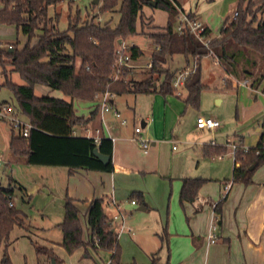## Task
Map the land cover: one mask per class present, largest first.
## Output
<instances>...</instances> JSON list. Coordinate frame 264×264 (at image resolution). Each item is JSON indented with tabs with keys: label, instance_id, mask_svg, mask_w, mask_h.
I'll return each instance as SVG.
<instances>
[{
	"label": "trees",
	"instance_id": "16d2710c",
	"mask_svg": "<svg viewBox=\"0 0 264 264\" xmlns=\"http://www.w3.org/2000/svg\"><path fill=\"white\" fill-rule=\"evenodd\" d=\"M63 0H1L0 24L16 25L28 36V41L21 48L13 45V51L0 48V63L6 80L3 86L12 90L18 103L19 111L31 124L29 133L24 136L20 130H12L10 148L14 154L27 158L28 164L65 166L72 173L74 169L100 170L112 172L113 139L102 137L97 143L94 137L74 135L77 125L87 123L91 118L80 116L74 107L75 99L95 100L98 92L112 90L116 94L127 91L154 93L164 96L175 94L174 79L178 73L167 67L168 58L176 53L194 57L196 70L192 72L185 88V103L198 108L204 85L201 81V59L209 55V49L189 31L180 33L176 29L178 16L184 7L180 0H103L102 12L115 10L120 12L118 22L113 25L112 18L102 22L83 19L77 8L69 15L66 29L58 26V13L50 15L51 7ZM155 2V5L153 4ZM73 4V1H69ZM145 6H152L168 12V21L164 31H154L146 35L152 39L155 48L152 51L150 66L141 80L114 79L116 50L119 39L126 40L138 33L137 23L142 18ZM237 15L227 17L220 30L221 37L212 39L210 47L215 55L230 56L228 49L234 44L248 47L264 56V0H239ZM191 16L196 13L189 12ZM205 33L210 35L206 26ZM37 36L38 41L31 44ZM130 60L143 55V50L136 45H127ZM18 72L25 81L18 84L9 78L6 66ZM89 66V68H87ZM121 75L128 76L131 67L121 66ZM162 77V81L159 79ZM37 85H45L61 91L64 97L37 95ZM259 140L257 146L245 151H235L236 161L232 182H252L255 170L264 164V148ZM110 155L103 163L94 153V149ZM227 151L226 147L216 149L217 154ZM208 179L185 177L181 189V201H194L200 188ZM226 195L215 205L219 214ZM13 201L14 204L10 205ZM143 201V200H141ZM111 199L105 196L93 199L86 211L89 240L83 237L84 228L80 217V208L76 199L66 195L65 213L58 224L63 231L62 246L72 254L81 247L112 251L111 264H120L121 246L112 217L107 212ZM217 213V214H218ZM26 213L15 204L13 188L0 185V249L5 251L0 264H12L6 252L10 233L15 224H21ZM161 240L165 242L164 235ZM39 264H51L55 259L63 261L52 248L35 243ZM88 254V250L85 252ZM156 264V262H155Z\"/></svg>",
	"mask_w": 264,
	"mask_h": 264
},
{
	"label": "rangeland",
	"instance_id": "374dc122",
	"mask_svg": "<svg viewBox=\"0 0 264 264\" xmlns=\"http://www.w3.org/2000/svg\"><path fill=\"white\" fill-rule=\"evenodd\" d=\"M69 1H73V4H69ZM238 1L183 0L184 4L190 7L189 9L198 2L197 6L201 12V18L210 26L213 39L221 36L220 30L224 21L227 16L232 19ZM102 5L103 0H63L60 4L51 7L50 15L57 13L60 15L58 26L62 30L67 28L69 15L74 14L77 8L80 9L83 19L89 18L102 22L112 18V24L115 25L120 18V12L116 9L102 12L100 10ZM156 9V23L161 27L166 26L168 12L160 8ZM152 22L153 19L150 16L142 15L137 23L138 33L125 40V45H136L142 48L144 55L134 62L132 60L129 62L128 66L131 67V72L128 76H122L120 74L121 67H119L113 75L115 80H141L145 77V71L149 65L148 60L155 48L152 39L146 35L154 32L155 27L151 24ZM27 41L28 36L24 34L21 28L18 29L16 25L0 24V43L4 46L1 47L2 49H10V42H13L12 45L16 43L17 47H21ZM35 41L36 37H33L31 44ZM228 54L230 56L226 57L209 54L201 59V81L209 87L203 89L198 108L189 107L184 111L183 99L187 94L185 86L180 88L178 93L166 96L144 92L134 93L133 91L116 94V106L121 113V118L114 117L109 112L107 115L110 114L113 120L107 121V124L111 126L109 127L111 129L109 135L117 139L113 138L114 142L116 141L114 149L116 147L117 155L124 157L127 154L128 157L141 161L150 157L153 150L157 148L159 150L157 162L144 164L148 166L147 168H157L160 172L170 173L172 169L175 171L181 169L186 159L192 156L190 148L199 146L201 142H210L211 139H215L218 144L228 146V154L219 160L222 161L221 164L212 167V163L209 162L210 165L204 164L195 172L214 174V171L218 169L220 176L230 174V166L234 162L232 148L234 143L232 142L235 141L236 144L242 142L245 147L250 148L256 144L260 133L264 132V56L255 50L238 44L231 46L228 49ZM195 66L194 57H186L182 53L170 56L167 62V67L178 72ZM3 68V64L0 63V82L6 80ZM10 68V65L6 66L9 78L18 84H24L25 81L19 73L10 71ZM245 80L249 82L248 86L243 84ZM160 81H162V77L158 83ZM55 91L42 85L36 88L35 93L37 95H51ZM5 100L10 102L9 105L17 115L19 107L14 93L10 88L1 85L0 104ZM97 105L96 100H74L76 113L80 116H88ZM18 115V118L23 122L30 123L29 119L21 112H18ZM148 115L153 118V121L148 126L143 127V121ZM199 115L219 120L221 127L213 131L197 130L195 124ZM123 119L127 120L126 125L121 124ZM106 120H108L107 116ZM100 121L101 119L98 118L95 124L100 125ZM136 127H141L143 129L141 136L150 140L147 153L143 152L135 139ZM151 127L153 136L147 134ZM13 128L17 133L19 128L10 119L0 118V153L3 154L4 158V164L0 166V185L3 188L14 189L17 207L28 215L21 218V224L31 220L35 226L44 228L41 238L47 237L60 241L63 232L58 224L64 218V205L67 187L69 186V177L60 171H67V168L28 164L24 162L22 156L13 154L9 144ZM174 135L179 137L176 150H173L171 143ZM121 136L129 137L130 141L119 140ZM153 141L156 142L155 145L152 144ZM73 182L77 181L72 180ZM169 198L170 195L168 194L167 200ZM136 208L138 207L136 206ZM121 223L122 220L118 219L115 226L118 224L117 228L119 229ZM36 240L39 241L33 236L30 240L27 239L24 244L23 241L19 242L20 248L13 244L8 250L13 253V256H24L27 253L30 257L29 251H34ZM37 243L41 244L40 242ZM65 251L67 252L66 249ZM74 253L67 252V255L72 256ZM25 259L28 260V258H24V261Z\"/></svg>",
	"mask_w": 264,
	"mask_h": 264
},
{
	"label": "crops",
	"instance_id": "0c3cea01",
	"mask_svg": "<svg viewBox=\"0 0 264 264\" xmlns=\"http://www.w3.org/2000/svg\"><path fill=\"white\" fill-rule=\"evenodd\" d=\"M180 2L185 9L190 8L187 4H184L183 0H180ZM197 3L191 7V10L196 11L197 17L202 20ZM156 10V7L145 6L142 14H146L153 19L151 24L155 27L154 31H164L165 26L161 27L155 21ZM203 22L210 28L205 21ZM211 32L210 28L212 38ZM35 37L36 41L33 44L38 41V37ZM123 41L125 42V40ZM1 47L4 46L0 43ZM135 60H132V62ZM150 60L151 57L148 60V67L150 66ZM11 69L12 66L10 71H12ZM4 82L5 80L0 82V86ZM204 85L209 87L207 84ZM245 85L248 86L249 82ZM38 86L42 85H37L36 88ZM154 94L160 93L154 92ZM51 95L69 99L57 90ZM185 99L186 97L183 99L184 111L189 107L193 108V106L185 103ZM218 101L221 100L218 99ZM2 103L10 104L7 100ZM17 116H19L18 112ZM106 116L108 120H106ZM103 117L106 125L103 122ZM86 118L91 119L87 123L77 125L73 131L74 135L100 136L101 138L105 136L116 139V137L109 135L111 130L109 127L111 126L107 124V121H112L113 117L110 114L107 115V113L103 114L99 105ZM98 118L102 121H100V125L95 124ZM152 121L153 118L148 115L143 121V127L148 126ZM195 127L197 130L213 131L198 128L197 120ZM97 129L100 132H97ZM217 129L219 127L215 130ZM152 132L151 127L148 129L147 134L153 136ZM262 134L263 132L260 133L253 147L257 146ZM119 138V140L126 142L130 141V138L126 136ZM178 139L177 135H174L171 139L173 150L177 149ZM232 143H235V141ZM115 144L116 141L113 140L114 170L112 172L77 168L71 173L68 167L54 166L56 168H67V171H60V173H65L69 177L67 195L76 199V204L80 208L85 241L90 239L86 218L88 206L93 199L105 196L111 199V203L107 207V212L111 217L117 212L115 205H118L125 215L124 226L122 223L119 229L117 228L118 224L115 226L121 246L120 264H155V262L156 264H264V164L255 170L250 183L232 182L236 165L235 153L233 165L230 166L231 170L229 169L230 174L220 176L221 174H218L220 170L218 169L214 171V174L195 172L204 164L210 165L209 162L212 163V167L221 164L222 161L219 160H222L229 152L228 146L218 144L215 139H211L210 142H201L199 146L190 148L192 156L188 155L189 157L181 169L178 171L172 169L170 173H164L157 168H147L148 166L144 164L157 162L159 155L157 148L153 150L151 156L149 155L150 157L139 161L128 157L127 154L124 157L118 156L116 147L114 149ZM152 144L155 145L156 142L153 141ZM240 145H243L242 142H240ZM219 147H226L227 151L217 154L216 149ZM1 155L3 156L2 153ZM22 157L24 162L27 163V158ZM185 177L208 179L200 188L194 201H181V189ZM72 180L77 182L72 183ZM230 181L232 185L219 214L215 211V205L224 196L225 183ZM168 194L170 198L167 200ZM131 199H136L137 203L133 204L130 202ZM216 215L219 216L218 238L211 243L208 240V234ZM42 229L44 228L35 226L31 220L28 223L14 225L6 248L13 264H39L36 248H34V251H29L31 260L27 253L24 256H13V253L8 250L11 245L16 244L15 247H18L22 241L24 244L27 239L30 240L33 236L39 239V241H36L40 242L41 245L52 248L63 261V264H111L112 251L87 246L79 248L70 256L67 255L61 244L63 234L60 241L47 237V239L41 238L42 231H44ZM161 235H164L165 242L161 240ZM25 248L28 249V247ZM86 250H88V254L85 253ZM4 251L5 246L3 245L0 249L1 259ZM24 258H28V260L25 259L24 261Z\"/></svg>",
	"mask_w": 264,
	"mask_h": 264
},
{
	"label": "built area",
	"instance_id": "2783aa9c",
	"mask_svg": "<svg viewBox=\"0 0 264 264\" xmlns=\"http://www.w3.org/2000/svg\"><path fill=\"white\" fill-rule=\"evenodd\" d=\"M175 1V0H171ZM0 6H2L1 0H0ZM185 9V8H184ZM196 13V11H193L191 9H185L184 12L181 11V13L178 16V22L176 25V29L178 32L183 33L184 31H189L193 35H195L196 38H198L208 49H209V54L212 55L214 54L213 50L210 47L212 38L210 35H207L205 33L206 30V25L205 23L200 20L197 17V14L194 16H191L189 12ZM237 15V11L235 10L234 16ZM101 18L99 17V20ZM119 47L116 50V60L115 64L117 67H121L124 65H129L130 60V52L127 50V45L124 44V41L122 40L121 43L118 45ZM13 47L12 44H9V48ZM197 65L194 68H185L181 71H179L174 79V86L176 88V92L178 93L180 88L185 86V82L187 81L189 75L196 70ZM89 68V66H87ZM244 84H247L248 81L245 80L243 82ZM178 89V90H177ZM180 94V93H179ZM115 98H116V93L112 90H106L102 92H98L95 95V100L98 102V105L100 107V110L102 113H109L111 112L114 117L121 118V113L119 109L116 106L115 103ZM0 118L2 119H10L11 122L19 128L21 133L24 136H27L29 133V129L31 127V124H26L23 122L21 119L18 118L17 115H15L14 111L12 110L11 105L8 103H2L0 104ZM103 122L106 125L105 119L103 117ZM121 123L126 124L127 120L123 119ZM197 126L200 129H210V130H215L216 128L221 126V122L219 120L214 119L213 117L205 116V115H199L197 117ZM141 127H136L135 129V139L138 141L140 148L143 150V152L147 153L150 147V140L143 138L141 136ZM97 132H100L99 129H97ZM95 141L98 143L101 139L100 136L94 137ZM261 141H262V148H264V132L261 135ZM175 148V146H174ZM233 151L237 149H243L245 151L249 150V148L245 147L244 145H240V143L236 144L234 143L232 145ZM4 164V158L0 153V166ZM236 164H240V160L237 159ZM232 182H227L224 185V195H227L231 188ZM133 204L137 203L136 199H132L131 201ZM14 202L11 201L10 205H13ZM117 208V212L112 216L111 223L115 225L116 221L118 219L122 220V225L124 226V221H125V215L124 213L120 210L118 205H115ZM219 223V216L216 215L214 217L213 223L211 225L210 232L208 234V240L209 242L213 243L217 240L218 238V225Z\"/></svg>",
	"mask_w": 264,
	"mask_h": 264
},
{
	"label": "water",
	"instance_id": "95a60500",
	"mask_svg": "<svg viewBox=\"0 0 264 264\" xmlns=\"http://www.w3.org/2000/svg\"><path fill=\"white\" fill-rule=\"evenodd\" d=\"M153 4L155 5V2ZM121 40L122 39H119V43H121ZM10 51H13V47H10ZM94 153L103 163H107L110 159V155L100 152L98 148L94 149ZM51 264H60V263H58L55 259H52Z\"/></svg>",
	"mask_w": 264,
	"mask_h": 264
}]
</instances>
